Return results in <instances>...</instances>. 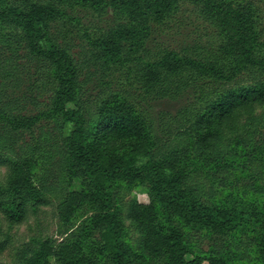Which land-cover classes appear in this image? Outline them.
Instances as JSON below:
<instances>
[{
    "label": "rangeland",
    "instance_id": "obj_1",
    "mask_svg": "<svg viewBox=\"0 0 264 264\" xmlns=\"http://www.w3.org/2000/svg\"><path fill=\"white\" fill-rule=\"evenodd\" d=\"M248 1L254 4L264 34V0ZM0 5L48 10L41 19V41L45 46L53 43L70 51L75 62V87L80 91L76 100L80 105L71 102L65 108L76 110L77 115L71 120L62 115L58 124L51 116L56 104L55 71L45 67L39 70L38 57L33 59L28 48L6 35L8 29L0 24V151L16 159L26 156L29 146L37 145V157H45L49 168L48 172H41V168L37 172L42 178V184L40 180L38 183L43 202H28L24 218L12 221L2 202L13 199L11 183L15 174L7 164L0 163L7 170L0 173V255H7L9 264H22L20 254L24 248L35 254L40 264H60L47 242L68 235L58 206L67 191L82 188L81 178L70 176L72 136L81 121L88 129L87 119L99 107L100 100L111 94L133 101L148 125L147 147L131 160L143 172L113 178L106 186L118 212L120 241L134 262L170 264L167 256H152L143 249L142 224L148 221L149 211L145 209L139 220L132 216L139 202L154 203L162 190V197L179 208L158 204L157 213H176V226L188 251L206 256L204 264H208L209 256L221 264L263 263L264 101L242 111L233 128H217L208 147L199 138L198 121L203 111L190 122L181 117L185 107L200 106L196 80L179 94L174 89L181 80L202 76L187 59L216 60L218 38L214 26L198 13L195 3L181 2L162 19L151 14L139 22H131L126 9L112 0L99 7L58 0H0ZM163 50L178 54L174 65L177 71L169 75L174 81L168 85L153 77L155 73L149 65ZM234 64L228 63L229 67L234 66L228 70L234 74L232 83L215 85L218 88L209 95L210 101L242 86H264L263 73ZM167 87L171 89L166 90ZM131 143L132 140H121L106 148L124 155L130 151ZM154 175L161 178L152 180ZM173 189L181 190L175 199ZM198 204L244 216L252 212L258 219L234 226L231 232L225 230L233 236L227 239L222 225L204 226L197 221L192 207ZM93 205L79 207L74 216L76 225L89 219ZM92 234L95 241L97 235ZM92 248L85 250L90 264H115L94 248L91 252Z\"/></svg>",
    "mask_w": 264,
    "mask_h": 264
},
{
    "label": "trees",
    "instance_id": "obj_2",
    "mask_svg": "<svg viewBox=\"0 0 264 264\" xmlns=\"http://www.w3.org/2000/svg\"><path fill=\"white\" fill-rule=\"evenodd\" d=\"M58 1L99 7L108 0ZM112 1L126 9L124 11L127 12L131 22H139L143 17L151 14H157V17L162 19L181 2L190 1L198 7V13L214 26L215 36L218 38L215 50L216 60L187 59L188 63L196 67L202 76L198 79L181 80L180 84H176L178 86L174 88L179 94L188 83L194 80L197 82L196 85L199 87L197 102L200 106L185 107L181 111V117L190 122L200 110L203 111L198 121L202 145L209 146L217 128L220 130L233 128L242 111L264 101V86L257 85L236 88L211 101L209 96L216 92L217 89H214L218 88L217 86L232 83L234 74L228 72L229 68L234 67H229L228 63L231 61H234L237 67L242 65L248 69L251 67L256 69L255 73L264 74V52H262L264 34L259 28L258 14L253 2L248 0L241 2L233 0ZM40 9L25 10L0 5V24L5 26L4 29H8L6 35L10 34L14 41L22 42L28 48V53L33 59L38 57L39 70L45 67L55 71L56 104L51 116L56 118L58 124H61L62 115L70 120L77 115L76 110L70 108L65 110L68 103L76 102L80 92L75 87V62L70 51L63 47L53 43L43 45L42 35H40L41 19L48 10ZM176 57L178 54L175 50L158 52L154 62L149 64L151 71L155 73L153 77L161 79L160 81L165 85H168L171 80L174 81L171 77L169 78V75L177 71L174 67ZM157 73L160 75L158 76ZM78 102L75 104L80 105ZM87 122L90 123L88 129L81 121L75 128L71 140L70 176L80 177L82 188L67 191L58 206L59 215L63 224L66 225L68 235L63 239L48 240L47 244L49 243L50 247H47L60 264H90V259L85 252L89 246L102 257L109 256L115 264H136L125 251V244L122 240L120 241L118 212L114 210L113 200L106 186L107 182L113 178L128 176L132 172H143L141 169H136L131 160L132 156L145 151L147 147L146 118L133 101L121 97L120 94H111L100 100L99 107L87 119ZM121 140H132L127 154L120 155L107 150L106 146ZM46 144L51 145L49 141ZM37 148V145L29 146V153L26 156H18L16 159H11L0 151V163L7 164L15 174L11 183L13 199L9 203L2 202L6 216L12 221H21L24 218L28 202L33 205L43 202V193L41 194L38 183L40 180L42 184V178L37 172H39L38 168L42 169L41 172H48L49 168L45 157L41 158L39 155L37 157ZM158 178L161 177L154 175L152 180ZM180 191V189L171 191L174 199L177 195L179 196L177 192ZM161 192L162 190L154 203L145 205L139 202L132 212L133 218L139 220L145 209L149 211L146 218L148 221H143L142 224L143 249L152 256H167L170 264H204L206 256H201L197 252L193 255L188 251L187 244L176 226L179 220V217L178 219L174 217L176 213L171 211L168 214L157 213L158 204L164 205L165 208L168 206L179 208L173 206L175 203L171 204L172 200L163 198ZM86 203L94 204V212L85 222L76 225L74 216L79 207ZM192 209L197 221H201L202 225L214 223L222 225L223 236L227 239L233 238L228 232H231L234 226L245 225L251 219H258L252 212L244 216L245 214L240 215L237 212L233 213L207 204H198ZM92 232L97 235L95 241L91 238ZM93 248L91 252L94 251ZM262 248V264H264V243ZM29 252L28 248L22 249L20 254L22 264H40L39 258ZM219 261L210 256L208 258V264H221Z\"/></svg>",
    "mask_w": 264,
    "mask_h": 264
},
{
    "label": "clouds",
    "instance_id": "obj_3",
    "mask_svg": "<svg viewBox=\"0 0 264 264\" xmlns=\"http://www.w3.org/2000/svg\"><path fill=\"white\" fill-rule=\"evenodd\" d=\"M6 168L0 166V173H4L6 172ZM3 177L0 176V179H2ZM0 262H2V264H9V257L7 255H0Z\"/></svg>",
    "mask_w": 264,
    "mask_h": 264
}]
</instances>
